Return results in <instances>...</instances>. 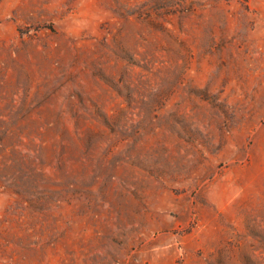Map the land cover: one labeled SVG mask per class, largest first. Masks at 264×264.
Returning a JSON list of instances; mask_svg holds the SVG:
<instances>
[{
	"label": "rangeland",
	"instance_id": "1",
	"mask_svg": "<svg viewBox=\"0 0 264 264\" xmlns=\"http://www.w3.org/2000/svg\"><path fill=\"white\" fill-rule=\"evenodd\" d=\"M0 264H264V0H0Z\"/></svg>",
	"mask_w": 264,
	"mask_h": 264
}]
</instances>
